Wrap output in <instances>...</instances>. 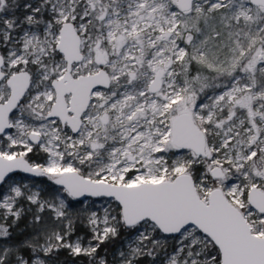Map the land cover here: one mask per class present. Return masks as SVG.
<instances>
[{
    "label": "snow or ice",
    "instance_id": "snow-or-ice-1",
    "mask_svg": "<svg viewBox=\"0 0 264 264\" xmlns=\"http://www.w3.org/2000/svg\"><path fill=\"white\" fill-rule=\"evenodd\" d=\"M0 264H264V0H0Z\"/></svg>",
    "mask_w": 264,
    "mask_h": 264
}]
</instances>
